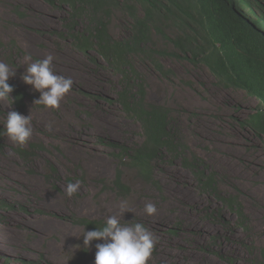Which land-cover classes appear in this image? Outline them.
<instances>
[{
    "label": "rangeland",
    "instance_id": "1",
    "mask_svg": "<svg viewBox=\"0 0 264 264\" xmlns=\"http://www.w3.org/2000/svg\"><path fill=\"white\" fill-rule=\"evenodd\" d=\"M16 6H21L25 18L15 13ZM69 14L68 7L54 8L44 0H0V39L17 40L24 50L16 56L15 67L6 57L0 61L15 71L8 83L28 93V106L18 113L30 114L33 128L26 145H14L4 136L0 147V264H94L95 244L101 241L85 249L79 236L84 227L75 221L119 216L121 200L128 202L129 210L121 223H142L156 237L147 264H255L264 247V198L250 191L231 166L217 163L215 155L224 145L217 148L212 139L241 141L244 158L252 153L264 157V136L244 125L261 102L244 91L220 87L203 65L164 57L163 64L173 71L167 77L153 63L137 60L141 78L131 75V85L135 89L144 80L148 100L173 111L190 155H197L201 168L216 174L218 191L202 189L182 158L165 156L156 165L154 183L125 170L131 193L122 197L112 184L118 161L101 139L132 145L143 139V130L117 102L127 87L122 74L96 53L89 58L76 49L66 32ZM109 21L114 38L124 39L129 28L126 14L117 11ZM25 54L33 60L52 55L53 71L72 79V89L58 109L34 102L40 93L21 79ZM8 111L16 110L0 101L2 127ZM204 116L211 124L206 129L197 126ZM33 143L42 144L44 151L23 160L17 150ZM224 149H229L227 144ZM259 171L264 172V166ZM257 178L254 185L259 187ZM76 181L78 191L67 197L66 185ZM228 195L241 198L247 222L223 204ZM147 203L156 206L153 215L145 213Z\"/></svg>",
    "mask_w": 264,
    "mask_h": 264
},
{
    "label": "trees",
    "instance_id": "2",
    "mask_svg": "<svg viewBox=\"0 0 264 264\" xmlns=\"http://www.w3.org/2000/svg\"><path fill=\"white\" fill-rule=\"evenodd\" d=\"M44 1L54 8H69L71 22L66 32L79 52L89 58L91 53H96L127 81L117 102L130 119L139 123L143 139L132 145L101 139L118 161L112 184L120 196L127 197L131 193L124 181L125 170L132 169L144 182L154 183L156 165L165 156L182 158L202 189L218 191L216 174L206 167L201 168L197 155H190L173 111L148 100L144 80L135 89L131 85V75L141 78L135 66L137 60L153 63L167 77L173 75V71L163 64L164 57L205 66L220 87L244 91L261 102L260 109L249 116L244 125L264 136V3L260 0ZM14 11L26 17L21 6H16ZM117 11L126 14L129 20L128 34L122 40L115 39L110 30L109 20ZM159 40L165 44V49L159 46ZM23 54L17 40L0 39V59L6 57L15 67L16 56ZM10 85L14 88L10 94L14 101L12 106L21 113L28 106V93L18 84ZM2 131L0 125V133ZM4 136L0 134L2 148ZM17 151L23 160L30 161L35 153L44 151V146L33 143ZM223 204L247 222L248 215L239 196L228 195ZM75 223L91 231L100 228L104 221L81 218ZM254 263L264 264V247L258 250Z\"/></svg>",
    "mask_w": 264,
    "mask_h": 264
},
{
    "label": "clouds",
    "instance_id": "3",
    "mask_svg": "<svg viewBox=\"0 0 264 264\" xmlns=\"http://www.w3.org/2000/svg\"><path fill=\"white\" fill-rule=\"evenodd\" d=\"M53 59L52 55H47L42 60H33L30 54H25L23 65H26V69L21 79L34 91L40 93L39 98L34 101L36 104L56 110L65 95L72 89L73 81L53 71ZM14 75L15 71L6 62L0 61V101H8L10 107L14 102L10 97L14 88L8 80ZM0 134L5 135L14 145H26L33 134L30 114L25 116L17 111H8ZM79 186L80 181L68 183L65 195L72 197ZM118 206L119 216H107L100 228L95 227L91 231H85L84 228L79 235L83 237V246L88 249L91 242L101 241L95 244L94 264H147L154 250L156 237L142 223H121L123 213L129 212L128 202L121 200ZM144 211L147 215H153L156 212V206L147 203Z\"/></svg>",
    "mask_w": 264,
    "mask_h": 264
},
{
    "label": "bare ground",
    "instance_id": "4",
    "mask_svg": "<svg viewBox=\"0 0 264 264\" xmlns=\"http://www.w3.org/2000/svg\"><path fill=\"white\" fill-rule=\"evenodd\" d=\"M210 125L211 124L209 122H206L204 116L197 126L206 129L209 128ZM206 138L211 140V137L206 136ZM212 140L215 141L217 148L220 145L225 146L226 144L227 147H229L227 151L224 149V146L219 147L218 151H220L221 154L217 153L215 155L216 156L215 159L217 163L227 168L231 166L233 173L238 174V176L237 175L235 176H237L239 180H242L244 182H247V184H249L247 186L250 191L252 190L254 191V193L256 192L259 196L261 195L264 198V172L259 171L261 167L264 166V157L260 156L259 154L253 156L252 153V155L244 158L243 156L244 154L242 155V152L245 143L241 141H236V142L228 141V143H226L218 139H212ZM257 177H259L260 179L259 187L254 185L255 182H258Z\"/></svg>",
    "mask_w": 264,
    "mask_h": 264
}]
</instances>
